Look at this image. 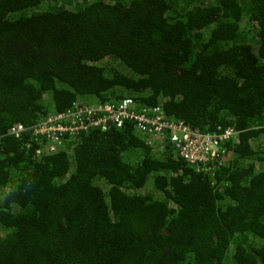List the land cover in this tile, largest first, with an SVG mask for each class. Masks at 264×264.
I'll return each instance as SVG.
<instances>
[{"label":"trees","instance_id":"trees-1","mask_svg":"<svg viewBox=\"0 0 264 264\" xmlns=\"http://www.w3.org/2000/svg\"><path fill=\"white\" fill-rule=\"evenodd\" d=\"M129 95L239 138L197 166L132 121L10 133ZM0 264H264V0H0Z\"/></svg>","mask_w":264,"mask_h":264},{"label":"built area","instance_id":"built-area-1","mask_svg":"<svg viewBox=\"0 0 264 264\" xmlns=\"http://www.w3.org/2000/svg\"><path fill=\"white\" fill-rule=\"evenodd\" d=\"M130 121L156 149L161 147L159 143L169 145L177 156L197 166L214 165L225 153L226 143L231 140L236 142L239 138L235 126L205 132L183 119L170 118L162 105L142 106L130 95L112 103L74 102L70 108L49 115L33 127L14 125L10 133L20 136L23 131L30 129L38 142L37 153L55 152L67 135H78L93 128L105 129L108 126L122 128Z\"/></svg>","mask_w":264,"mask_h":264},{"label":"rangeland","instance_id":"rangeland-1","mask_svg":"<svg viewBox=\"0 0 264 264\" xmlns=\"http://www.w3.org/2000/svg\"><path fill=\"white\" fill-rule=\"evenodd\" d=\"M256 143H258V142H256ZM160 149H161L160 147L157 148V150H160ZM150 187H151V186H147L146 188L144 187V188H143V191H146V190L149 189ZM6 190H7V189H3V188H2V191H6Z\"/></svg>","mask_w":264,"mask_h":264}]
</instances>
